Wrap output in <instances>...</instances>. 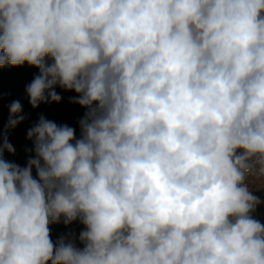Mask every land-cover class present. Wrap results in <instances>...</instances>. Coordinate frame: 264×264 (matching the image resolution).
<instances>
[{
	"label": "clouds",
	"instance_id": "obj_1",
	"mask_svg": "<svg viewBox=\"0 0 264 264\" xmlns=\"http://www.w3.org/2000/svg\"><path fill=\"white\" fill-rule=\"evenodd\" d=\"M25 63L33 108L88 111L80 139L41 117L24 168L0 145V264H264V0H0V67Z\"/></svg>",
	"mask_w": 264,
	"mask_h": 264
},
{
	"label": "trees",
	"instance_id": "obj_2",
	"mask_svg": "<svg viewBox=\"0 0 264 264\" xmlns=\"http://www.w3.org/2000/svg\"><path fill=\"white\" fill-rule=\"evenodd\" d=\"M46 59L48 63L52 62L50 58ZM39 74V68L30 66L27 63L18 67L7 65L0 67V145L3 144L6 138L13 146L14 153L5 150L3 159L15 163L21 168L26 167L29 159L35 157L34 139H29L27 133L39 123L41 117L55 122L58 126L68 125L72 127L75 130V139H80L79 121L84 118L88 111L78 103L72 102V98L78 97L79 94L74 91H67L59 85H56L53 90L61 96L60 102H41L38 107L33 108L29 102L26 88ZM15 101L20 102L22 106L20 115L24 119L15 127H9L10 105ZM72 143H75V140ZM32 175L33 178L38 179L35 168L32 169ZM254 195L261 200V203L256 206L251 215L264 224V189ZM49 229L50 239L54 247L63 237L66 242H74L77 248L83 249L84 244L79 240V236L85 230V226L79 219L65 225L63 218H61L60 223H51Z\"/></svg>",
	"mask_w": 264,
	"mask_h": 264
},
{
	"label": "built area",
	"instance_id": "obj_3",
	"mask_svg": "<svg viewBox=\"0 0 264 264\" xmlns=\"http://www.w3.org/2000/svg\"><path fill=\"white\" fill-rule=\"evenodd\" d=\"M245 183L247 184L249 191H251L253 194L264 189V180L258 179L256 177H248Z\"/></svg>",
	"mask_w": 264,
	"mask_h": 264
}]
</instances>
